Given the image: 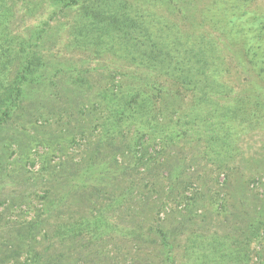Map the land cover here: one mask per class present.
Here are the masks:
<instances>
[{"label": "trees", "instance_id": "16d2710c", "mask_svg": "<svg viewBox=\"0 0 264 264\" xmlns=\"http://www.w3.org/2000/svg\"><path fill=\"white\" fill-rule=\"evenodd\" d=\"M5 1L0 0V127L17 111L24 113L21 104L31 86L44 83L56 88V79L63 77L72 85L87 86L78 77L87 70H77L73 64L63 69L51 62L44 37L55 17L72 15L66 29L67 49L88 52L93 60H105V66L111 61L121 65L115 62L109 70L107 65L109 82L89 107L60 113L63 126L74 120L77 124L69 139L71 146L78 145L77 134L81 137L87 125L83 139L87 134L95 137L82 145L85 157L67 164L66 170L59 164L51 167L44 159L39 172L48 182L41 197L44 208L21 224L28 239L52 226L46 234L55 240L57 251L74 243L80 251L92 246L104 252L100 249L105 244L112 243L113 251L119 249L116 238L139 243L156 236L161 242V262L178 264L171 249L178 240L172 236L175 230L187 233L183 264L247 262L251 241L264 236V222L240 223L233 236L207 235V228L200 232L206 223L199 221L205 216L199 208L207 205L219 217L229 211L226 202L216 199L214 188H193L202 177L197 171L187 173L184 165H210L212 173L224 176L222 187L228 184L241 138L256 127L264 132L260 105L264 89L245 95L255 94V109L240 108L241 100L231 97L233 91L223 81L227 68L213 36H193L170 19V9L177 2L183 5V0H22L28 14L44 18L23 38L9 28ZM215 9V4L210 5L202 20L212 25V31H222L226 23L222 26L221 18L208 14ZM185 18L181 14L179 20ZM257 71L261 75L264 66ZM50 116L46 115L47 120ZM60 178L64 191L55 193ZM145 213L155 218L154 224H141ZM113 251L112 264H123ZM27 256L23 264H71L63 254L54 259L52 254L28 250Z\"/></svg>", "mask_w": 264, "mask_h": 264}, {"label": "rangeland", "instance_id": "374dc122", "mask_svg": "<svg viewBox=\"0 0 264 264\" xmlns=\"http://www.w3.org/2000/svg\"><path fill=\"white\" fill-rule=\"evenodd\" d=\"M183 2V5L177 2V7L170 9L172 13L170 19L178 22L182 31L186 30L193 36L204 34L213 36L220 47L222 64L227 68L223 74V81L233 91L231 97L241 100L240 108L255 109L257 101L255 94L245 95L250 91L259 92L264 89V72L259 75L257 71L264 66V0H183ZM212 4H215L217 9L209 12V17L221 18L222 26L224 22L226 23L222 31H212V25L202 20V14L207 15L206 11ZM5 6L9 9L6 10V20H10L9 28L18 38H23L28 30H35L44 21L43 17L35 16L37 13L28 14L24 10L22 0H6ZM165 8L162 7L163 10ZM181 14L186 18L179 20ZM70 15L65 13L48 22L44 37L46 48L50 49L49 55L53 56L51 62L57 63L56 66H63V69H66L73 64L77 70H87L88 72L78 74L79 78L88 83L87 86L72 85L65 77L56 79V88L44 83L31 86L27 89L21 104L24 113L17 111L11 120L0 127V264H23L28 257V250H35L43 255L52 254L54 259L63 254L64 261L71 264H112L114 260L110 252L114 248L112 243L105 244L110 250L107 246L101 247L100 250L104 252L95 250L92 246L80 251L74 243L65 250L59 248L57 251L55 240L50 233L46 234L52 226H47L36 233L35 239L32 237L28 239L25 227L21 225L33 219L44 208L41 197L48 187V182L45 177L42 179L39 175L44 159L50 161L49 166L59 164L60 169L66 170L67 164L70 165L85 157L82 145L89 135H85L87 139L84 140L83 133L86 128L89 129V125L82 129V138L77 134L78 145L71 146L69 139L77 124L74 120L70 126H63L60 122V113L62 111L67 114L73 113L82 107H89L97 92L109 82L107 65L109 70L116 62H106L105 66L103 62L105 60H93L88 52L66 48V29ZM228 18L231 20L230 23ZM116 64L121 67L120 62ZM115 78L121 79L120 76ZM241 97H246L245 101ZM260 105L264 108L263 96L260 97ZM38 114L42 117L40 118ZM48 114L51 116L47 120ZM62 115L66 117L65 114ZM260 129L261 127H256L241 138L240 154L233 164L235 170L224 187H222L226 181L224 176L222 174L216 176L215 170L212 173L214 169L212 166L204 163H185L187 173L197 171L202 177V181L195 183L193 188H200L199 185L204 190L214 188L215 195H218L216 199L222 201V204L226 202L224 207L229 211L219 217L207 205L199 208V213L205 214L199 221L203 220L206 223V227H201L200 232H205L204 229L207 228L205 232L207 235L233 236L234 228L239 227L240 223L246 224L255 220L264 222V132ZM94 137L93 133L89 139ZM78 146L80 148H77ZM187 148L188 144L185 145V150L189 151L190 148L188 150ZM42 175L48 176L43 172ZM63 186V180L60 178L56 182L54 192L63 193ZM132 209L139 210V207L132 206ZM232 214L236 217L231 218ZM60 215L62 216V212ZM163 217L164 214H160L158 218ZM154 221L155 218L150 219L148 213H145L141 224H154ZM190 225L195 227L193 222ZM167 227L170 229L168 231L173 230L169 224ZM173 231L175 233H172V236L178 240L173 242L171 249L176 262L183 264L185 262L183 258L187 255L183 241L187 233L181 235L183 231ZM115 243L119 249L113 252L119 254V262L125 261L123 264H163L159 251L161 242L156 236L139 243L116 238ZM41 250L46 251L44 253ZM247 250V262L243 261L241 264H264V236L257 240L253 239Z\"/></svg>", "mask_w": 264, "mask_h": 264}]
</instances>
